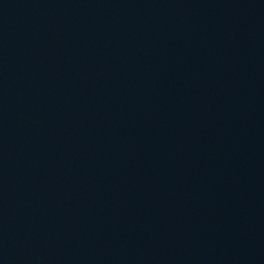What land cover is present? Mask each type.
Listing matches in <instances>:
<instances>
[{
  "label": "water",
  "instance_id": "obj_1",
  "mask_svg": "<svg viewBox=\"0 0 264 264\" xmlns=\"http://www.w3.org/2000/svg\"><path fill=\"white\" fill-rule=\"evenodd\" d=\"M0 264H264V0H0Z\"/></svg>",
  "mask_w": 264,
  "mask_h": 264
}]
</instances>
